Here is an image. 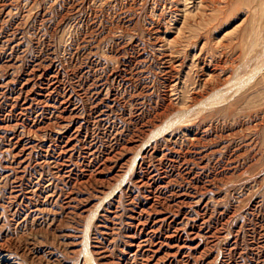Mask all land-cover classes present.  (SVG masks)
Returning a JSON list of instances; mask_svg holds the SVG:
<instances>
[{"label": "rangeland", "instance_id": "374dc122", "mask_svg": "<svg viewBox=\"0 0 264 264\" xmlns=\"http://www.w3.org/2000/svg\"><path fill=\"white\" fill-rule=\"evenodd\" d=\"M0 264H264V0H0Z\"/></svg>", "mask_w": 264, "mask_h": 264}]
</instances>
